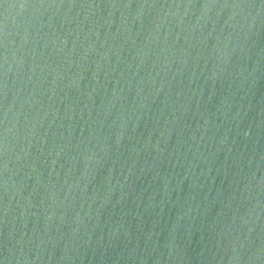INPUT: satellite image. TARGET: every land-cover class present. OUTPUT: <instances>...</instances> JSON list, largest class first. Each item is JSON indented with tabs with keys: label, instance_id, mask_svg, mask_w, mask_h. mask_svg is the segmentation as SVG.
Wrapping results in <instances>:
<instances>
[{
	"label": "water",
	"instance_id": "95a60500",
	"mask_svg": "<svg viewBox=\"0 0 264 264\" xmlns=\"http://www.w3.org/2000/svg\"><path fill=\"white\" fill-rule=\"evenodd\" d=\"M0 264H264V0H0Z\"/></svg>",
	"mask_w": 264,
	"mask_h": 264
}]
</instances>
